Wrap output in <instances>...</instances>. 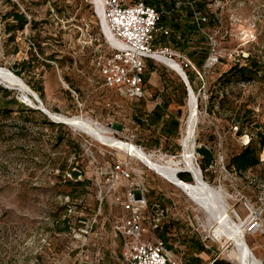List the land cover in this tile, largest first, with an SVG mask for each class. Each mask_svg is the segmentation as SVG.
<instances>
[{
  "label": "rangeland",
  "instance_id": "374dc122",
  "mask_svg": "<svg viewBox=\"0 0 264 264\" xmlns=\"http://www.w3.org/2000/svg\"><path fill=\"white\" fill-rule=\"evenodd\" d=\"M122 1L132 4L137 0ZM206 1L208 18L204 21L211 22L198 23L199 15H195L197 31L192 33L188 48L180 50L170 38L164 44L181 54L173 57L182 65L190 58L189 52L197 51L198 56L209 50L203 84L196 79L192 86L200 120L194 146L189 145L188 150L200 168L196 148L204 144L212 149L215 162L202 171L204 179L223 190L233 219L247 222L244 240L264 262V229L260 228L264 223V213L260 215L264 148L258 146L263 160L245 172L236 173L227 166L230 157L251 137L258 142L257 133L264 135V74L248 82L237 77L217 80L233 62H246L248 55L264 70V0ZM13 4L30 22L23 30L8 32V22L14 20L5 14ZM95 5V0H0V67L20 80V85H15L0 76V85L12 91L7 98L14 95L31 109L20 118L0 117V264H125L120 238L113 232L128 214L116 201L125 191L122 188L112 194L105 182L108 192L102 199L97 185L87 182V177H93L95 183L96 176L105 181L108 165L117 160L131 162L134 176L149 190L147 196L168 209L163 221L169 225L170 245L182 262H194L198 257L199 264H211L215 259L218 264H237L227 258L235 247L234 240L225 233L220 241L214 240L206 212L182 189L126 149L104 144L80 128L51 118L53 113L91 116L122 142L133 133L148 154L184 165L185 83L172 68L153 59L154 72L149 74L144 106L137 108L115 88L104 85L96 55L107 49ZM212 40L218 59L206 65ZM32 54L36 66L30 71L19 63ZM15 70H20L21 76ZM158 103L167 104L166 116L178 117V135L166 138L159 128L135 120L141 115L145 118ZM233 111L239 113V121ZM241 123L245 126L238 135L237 125ZM73 170H79V179H85L86 186L73 183ZM239 193L247 197L254 210ZM200 243L208 247L205 252L197 247Z\"/></svg>",
  "mask_w": 264,
  "mask_h": 264
},
{
  "label": "built area",
  "instance_id": "2783aa9c",
  "mask_svg": "<svg viewBox=\"0 0 264 264\" xmlns=\"http://www.w3.org/2000/svg\"><path fill=\"white\" fill-rule=\"evenodd\" d=\"M179 5L180 2H176V6ZM169 12L160 11L143 1L126 4L122 0H104L100 15L95 5V14L99 19V27L107 49L104 53L96 55L97 64L104 77V85L117 87L121 94L131 100L146 97L144 88L146 60L155 59L156 53L181 57L180 53L170 50L168 46L156 43L159 35L170 33V28L161 23L163 14ZM211 46V56L206 65L218 59L216 42L212 40ZM190 65L191 62L187 59L182 66L184 68ZM126 142H132L135 147L143 149L135 143L133 133L127 137ZM128 154L132 155L130 152ZM108 168L103 176L105 181L96 176L95 184L102 199L108 192L104 188L105 182L110 186L109 191L112 194H118L122 188L125 191L123 197L117 196L116 201L128 214L121 224L113 227L115 237L120 238L121 254L125 264H183L173 247L157 234V229L161 226L168 209L159 203L150 205L147 196L149 190L143 181L134 176L131 162L113 161ZM239 194L254 210L247 197ZM260 208L261 215L264 213V201H261ZM260 228L264 229V223H261Z\"/></svg>",
  "mask_w": 264,
  "mask_h": 264
},
{
  "label": "trees",
  "instance_id": "16d2710c",
  "mask_svg": "<svg viewBox=\"0 0 264 264\" xmlns=\"http://www.w3.org/2000/svg\"><path fill=\"white\" fill-rule=\"evenodd\" d=\"M138 1H143L144 3L151 5L160 11H170L169 13H164L161 18V23L170 28V33L168 35H165V34L159 35L156 41V43L160 42V44H162L163 46H167L164 44V41L170 38L169 40L173 44L177 45L180 48V50L183 51L188 48L189 46L188 42L192 36V33L194 31H197L196 25L194 22L195 15H199V20H201V21H198V23L207 24L211 22L210 19L208 21L203 20V18L205 19L208 18L205 15L207 14L206 12L207 1L206 0H137L135 2H138ZM178 1L180 2V5L176 6V2ZM186 1L189 2L190 5H187ZM5 15L7 18L10 17L14 20L13 23L8 22V25H7L8 32H11L14 30H23L25 25H27L30 22L26 14L20 11L18 7L16 6V4H13V9L8 11ZM31 24H32V28H35L34 26L35 22L33 20H31ZM36 45L40 48L39 43H37ZM208 52L209 50L205 49L204 51L200 52L201 55H198V56H197V53H198L197 51L189 52L190 58H188V60L191 62L190 67H193V70L191 72L190 67H188L186 70V74L189 79V83L191 87L193 86V83L195 82L196 79L200 80L201 84H203V81H204L203 65L208 55ZM245 58H246V62L244 63L239 62V61L233 62V64L227 70L221 73V75L218 77L217 80H223L227 77L230 80L233 77H237L238 80L240 81L248 82V81L254 80L256 77H258V74L260 73L262 74L261 75L262 77L264 74V70L262 69L259 61L255 60L253 57H251V55H248ZM35 61H36V57L34 54H32L30 59L23 60L22 62L19 63V65H21L22 67H28V69L31 71L36 66L35 63H33ZM153 61H154L153 59L146 60V69L144 72V88L146 89V92L148 90L149 74L151 72H154V69H153L154 65L152 63ZM172 70L176 72L174 69ZM15 73L19 76H21L22 74L20 70H15ZM182 81L184 82L183 79ZM182 86H183V94L185 97L187 95V98H188L189 96L188 88H185L183 83H182ZM35 88L38 89V91H41L40 88H37V87ZM110 88H115V90L120 96H122L123 98L127 100H131L127 96L121 94L117 87H110ZM11 92L12 91L8 89L7 87L0 85V95H1L0 97V117H6V118H12V119L20 118L24 111L31 110V109L28 108L27 105H25L19 99H17L14 95L11 98H7V96H9ZM145 99L146 98H141V99L131 100V101L135 103L134 105H136L137 108H139V107L144 106ZM212 110H213L212 107H210V111ZM166 112H167V104L158 103L152 108V110L149 113L146 114L145 118H143L141 115L139 117H135V120L140 125H144V126L146 125L148 127L155 126L159 128L160 132L163 135H165L166 138L176 136L179 134V125H180L179 119L177 116L171 115V114L166 116ZM234 114H235L234 115L235 119L239 121L241 119L239 113L235 111ZM244 126L245 125H243L242 123L240 125H237L236 134L242 135ZM257 136L259 137L258 142H256V140L253 137H251L249 142L243 145L242 149L239 152L233 154L230 157L228 164H227L230 170H234L236 173L238 172L242 173L248 169H251L254 166H257L261 162L262 159L260 158V154H259L260 152H258V146L260 149L264 148V135H262V133H257ZM135 141L137 142V140ZM155 142L156 144H158L159 139H156ZM137 144L139 143L137 142ZM139 145L145 150V148L142 146L141 143ZM149 151H153V150H149ZM196 151L201 156V159L199 160L198 164L200 168L202 169V171L206 172L207 169L210 166H212L215 162L214 153L211 148H209L207 145H204V144H200L196 148ZM64 169L65 168L63 167L62 170ZM78 171L73 170L70 173L74 178L73 183L77 186L84 187L86 186V180L79 179V176H81V173ZM178 176L184 181L191 182L193 180L192 175H190L186 171L179 172ZM87 178H88L87 182H90L91 180V184H95L94 180H92L93 177H87ZM68 182H71V181H68ZM157 200L158 199H153L150 196H148V201L150 205L154 203H159ZM167 228H169V225H166L163 221L162 225L157 229V234L161 236L162 238H164L168 242L169 246L172 247L170 245V240L168 237L169 233L167 231ZM188 238L191 239L190 241V246H191L193 237L190 236ZM205 246L202 243H200L198 244L197 247L200 249V252H205L206 251ZM206 248L208 249L207 246ZM174 252H176L175 249H174ZM199 260L200 259L196 257L194 262L191 260H188L187 262L183 261V264L184 263L185 264H199L198 262ZM213 264H218V259H215Z\"/></svg>",
  "mask_w": 264,
  "mask_h": 264
},
{
  "label": "bare ground",
  "instance_id": "6f19581e",
  "mask_svg": "<svg viewBox=\"0 0 264 264\" xmlns=\"http://www.w3.org/2000/svg\"><path fill=\"white\" fill-rule=\"evenodd\" d=\"M103 3L104 0H95L96 8L100 15H102ZM154 58L155 60L161 61L165 65L174 69L178 74L182 73L183 75H187L182 64L176 58L169 57L161 53L154 54ZM0 76L4 79H9L10 82L15 85H20V80L7 68L0 67ZM187 82L190 88V95L187 98V114L184 120L185 127L183 128V130H185L184 135L186 140L184 143L185 151L183 166H180V164L176 162L156 158L153 155L148 154V152L144 149L135 147L132 142H122L112 134L110 128L91 116H67L58 113H53V116L57 119L66 121L76 128L84 130L104 144H115L120 148L126 149L145 165L160 174L163 178L182 189L206 212L208 221L212 226L210 233L214 240L220 241V235L222 233H225L234 240L235 247L229 251L227 258L234 260L237 264H264V262L244 240V229L247 222H244L243 220L236 221L233 219L228 212V204L224 201L225 194L223 190L209 185L205 181L202 170L194 162L192 150H188L189 145L192 147L194 146L193 139L196 137L198 128L197 125L199 123L200 116L197 108V94L190 86L188 79ZM40 106L44 108L43 104ZM182 170H186L192 174V182L184 181L179 178L178 173Z\"/></svg>",
  "mask_w": 264,
  "mask_h": 264
},
{
  "label": "water",
  "instance_id": "95a60500",
  "mask_svg": "<svg viewBox=\"0 0 264 264\" xmlns=\"http://www.w3.org/2000/svg\"><path fill=\"white\" fill-rule=\"evenodd\" d=\"M179 76L184 80L185 84L187 85V88H188V95H190V88H189V84H188V82H187V79H188L187 75H183L182 73H179ZM186 77H187V79H186ZM188 81H189V79H188ZM51 118H52L55 122L67 123V122L64 121V120L57 119V118H55V117H51ZM180 172H181V171H180ZM192 177H193V176H192ZM213 262H214V261H212L211 264H213Z\"/></svg>",
  "mask_w": 264,
  "mask_h": 264
}]
</instances>
